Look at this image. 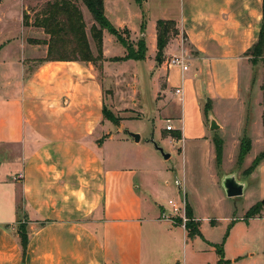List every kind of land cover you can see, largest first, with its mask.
Instances as JSON below:
<instances>
[{"label":"crops","instance_id":"0c3cea01","mask_svg":"<svg viewBox=\"0 0 264 264\" xmlns=\"http://www.w3.org/2000/svg\"><path fill=\"white\" fill-rule=\"evenodd\" d=\"M147 2L144 0L143 9L139 6L141 22L143 10L148 14ZM167 11L171 16L164 13L161 16L170 19L160 20L176 22L181 42L169 44L165 56L185 55L189 68L185 72L179 67L160 68V75H165L166 80L165 86L159 87L157 94L161 95L155 98L157 114L167 115L161 119L163 122L169 120L172 124L174 118L181 124L180 128L172 126L181 131L182 139H174L171 131L167 138L178 143L205 141L208 113L222 131L225 123L220 121L215 108L236 105L239 112L243 106L241 71L247 67L251 82L253 63L248 51L260 38L263 0H179ZM122 25L134 34L138 32L128 22ZM152 33L155 52L157 35L154 30ZM10 42L0 38V54ZM28 46L33 52L41 48V45ZM47 50L44 46L41 56L28 58H45ZM24 61L25 58L19 60L21 64ZM8 62L16 64L14 59ZM86 72L90 71L83 63L56 61L40 66L29 78L21 75L15 80L9 78L12 82L8 85L18 97L13 94L3 101L0 111L16 103L21 106L23 124L19 137L23 153L7 159L14 165L21 163L19 174L0 181V190L6 196L0 202V264H158L159 232H167L174 242L181 235L183 240L190 238L185 226L176 224L172 218H163L171 212L163 208L161 216H157V207L162 208L160 193L149 195L150 210L143 208L144 179L143 185L139 183L136 173H131L134 167L122 165L121 158L118 164L116 158L103 156H52L41 145L34 146V136L58 145L62 140L56 138L62 135L67 136V144L79 145V130L86 124L88 130L92 129L88 136L93 135L95 121L91 112L99 109L95 102L98 94L93 75ZM177 88L183 91L178 96ZM200 95L211 105L207 115ZM53 118H62V124L52 123ZM18 134L14 128H7L5 116L0 117L1 143H14ZM259 170L264 173V161L253 172ZM192 212L200 222L193 208ZM250 220L253 222H249L248 228L254 227L252 231L261 237V245L251 247L249 257H259L264 264V216ZM162 222L171 226L162 227ZM240 222L233 225L225 241V259L229 264L245 261L240 259L246 251L241 244L229 253L233 233L239 229L246 231ZM20 225L25 226L28 234L25 253L18 231ZM146 232L150 242H146ZM204 241L203 251L210 254L211 261L190 262L186 254L183 264H217L219 257L212 246L216 243Z\"/></svg>","mask_w":264,"mask_h":264},{"label":"rangeland","instance_id":"374dc122","mask_svg":"<svg viewBox=\"0 0 264 264\" xmlns=\"http://www.w3.org/2000/svg\"><path fill=\"white\" fill-rule=\"evenodd\" d=\"M53 1L55 0H2L0 2V38L11 41V45L0 54V105L3 101L11 99L13 94L14 98L18 97L8 85L12 82L9 78L15 80V77L18 78L20 75L29 78L45 64V62L40 63L30 59L31 56H41L44 45L33 52L28 44L36 47L37 45L31 44L30 40L48 38L42 29L34 26V22L37 14L46 4ZM104 1L106 16L117 29L120 37L104 31L103 59L96 64L79 62L89 68L90 72L86 74L91 73L93 75L91 79L93 78L96 83L98 95L95 102L98 103L99 109H95V112L92 110L94 114L91 112L95 121L93 135L88 136V131L92 129L88 130L89 127L86 124L79 130V145L67 144V136L62 135L56 138L62 140L58 145L34 136V146L41 145L50 151L52 156H103L116 158L115 163L118 164L121 158L122 165L134 167L131 173H136L139 183L144 179L146 194L143 196V208L150 210L147 204L150 203L149 195L154 196L160 193L159 203L162 208L156 209L158 217L161 216L163 208L167 213L172 212L173 205L170 201L180 207H186L187 204L192 207L200 221L199 230L203 237L195 236L183 240L181 235L174 242L167 232H159L156 239L158 264H178L177 260L180 261L179 264H183L186 254L190 262L211 261L210 254L203 251L206 243L204 240L217 245L222 244L226 241L228 231L230 234L237 221H241L240 226L246 231L239 229L233 233L229 243V253L232 249L237 250L241 244L246 249L244 256L240 258L245 259L242 264H262L259 257H249L251 247L261 245V237L252 231L254 230L252 225L248 228V224L253 222L250 219L264 216V173L260 169L249 175L252 162L264 151V51L261 56L249 54L256 63L251 66V82L247 67H242L241 88L244 97L243 106L239 108V112L235 108L236 105L226 104L215 108L218 118L225 123L224 130H211L208 123L206 124L208 136L205 141L184 140L178 143L167 138L169 131L166 127L171 123L168 122L169 120L167 122L161 120L167 115L158 116L155 102V98L161 95V93L157 94L159 87H164L166 80L165 75H160V68L163 65L168 66L173 56H165L164 62L158 66L157 50L154 52L153 49L155 42L152 32L154 30V34L157 35L155 23L160 19H170L161 15L164 13L168 17L171 16L167 10H172L179 0H148L146 27L148 34L142 32L141 9L137 2L134 0ZM79 7L84 14L92 50L95 55H98L90 32L93 19L82 3H79ZM25 15L28 16L27 21L24 19ZM138 15L140 17H137ZM21 16L22 26H20ZM124 22H128L132 29L137 27L138 32L134 34L125 25L120 26ZM142 36L145 37L148 48L144 61L115 60L127 55L122 41L137 49ZM178 40L181 42V38L175 35L170 39L169 44H177ZM22 58H25V61L21 64L19 60ZM12 59L16 61V64L8 62ZM41 80L37 78V81ZM179 98L182 97L179 96ZM199 99L202 106L206 107L205 98L200 95ZM20 107L16 103L0 111V117L5 116L7 128L9 130L14 128L19 133L13 140L14 143L0 142V181H5L8 177L13 178L22 170L21 163L14 165L7 160L9 157L22 156L23 153V144L19 137L23 124ZM171 119V125L175 128L181 127L178 120ZM51 121L62 124V118H53ZM129 132L139 134L140 142L136 143L129 136ZM171 132L175 133V130ZM245 135L251 141V151L242 162L239 159V152ZM52 139L55 143H59ZM216 139L223 140L221 164L216 158L214 144ZM158 148L166 154H171V157L165 159ZM225 177H234L239 183H247L244 194L237 198H228L223 187ZM4 199L6 200V196L0 190V202ZM253 207H258V212L255 216L248 217V212ZM185 217L187 218L186 213ZM171 218L176 224L183 226L187 224L181 216ZM161 226L171 225L168 222H162ZM145 236L146 242L149 241L148 232Z\"/></svg>","mask_w":264,"mask_h":264},{"label":"trees","instance_id":"16d2710c","mask_svg":"<svg viewBox=\"0 0 264 264\" xmlns=\"http://www.w3.org/2000/svg\"><path fill=\"white\" fill-rule=\"evenodd\" d=\"M137 4L143 9L144 0H135ZM79 3H82L93 19V25L90 29L91 38L95 42L98 55H95L89 40L87 33V26L84 18V14L79 7ZM28 16L25 15L24 19L27 21ZM28 24V22H26ZM34 26L43 30L48 37L47 39H34L30 40L31 44L47 46V56L45 58L37 60L40 63L47 62H86L96 64L103 59V34L104 31H108L111 35L119 36L117 29L110 22L105 13L104 0H55L48 2L44 9L37 14ZM147 27V15L145 10L142 14L141 28L142 32H146ZM157 31V55L156 62L161 65L165 60V49L167 48L170 39L179 34L176 22L173 20H158L156 23ZM120 37V36H119ZM127 50V55L123 58H116V61H144L148 51L145 37L142 36L138 42L137 49L134 46L123 42ZM264 51V0H263V25L260 34L259 41L248 51V54H261ZM253 64H256L252 60ZM211 106L209 104L205 107V113L210 111ZM174 139L181 140V131H175L172 136ZM245 135L241 142L239 159L243 160L251 151V141L246 138ZM248 139V140H246ZM222 140V139H221ZM214 140L216 158L219 164H221L223 156V140ZM264 161V151L257 156L250 166L249 175ZM258 207H253L248 212L249 216H255L258 212ZM187 216V224L185 226L188 231L189 237L202 236L199 230V222L194 219L191 207L187 204L185 208ZM19 235L22 242L24 253L28 246V234L24 225L19 227ZM229 231L226 235V238ZM225 238V240H226ZM225 241L222 244L212 245L219 257L217 264H229L230 261L225 259L224 250Z\"/></svg>","mask_w":264,"mask_h":264},{"label":"water","instance_id":"95a60500","mask_svg":"<svg viewBox=\"0 0 264 264\" xmlns=\"http://www.w3.org/2000/svg\"><path fill=\"white\" fill-rule=\"evenodd\" d=\"M0 2H2V0H0ZM208 118H209V124L211 130L220 129V125L214 119V117L211 116L210 113H208ZM129 136L133 138L136 143L140 142L141 140L140 135L137 133L129 132ZM158 149L163 153L165 159H169L171 157V154H166L162 149L160 148ZM223 187L225 189L228 198H237L244 194L246 184L237 182L234 177H225V180L223 182Z\"/></svg>","mask_w":264,"mask_h":264},{"label":"built area","instance_id":"2783aa9c","mask_svg":"<svg viewBox=\"0 0 264 264\" xmlns=\"http://www.w3.org/2000/svg\"><path fill=\"white\" fill-rule=\"evenodd\" d=\"M168 67H179V68H181V70L183 72L188 71L189 66L187 64V58H186V56L185 55L173 56L170 59V61L168 62ZM182 93H183L182 88H177L175 90V94H177V95H180ZM168 122L170 123V121H168ZM166 130L167 131H173L174 130V127L171 124H169L166 127ZM170 204L173 205V210H172V212L170 214H164L163 215L164 216V219L170 220L172 216L173 217H175V216H181L183 218L184 222H186L187 221V218L185 217V208L186 207H184V206L183 207H180L177 204L172 203V201H170Z\"/></svg>","mask_w":264,"mask_h":264}]
</instances>
